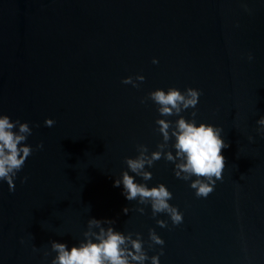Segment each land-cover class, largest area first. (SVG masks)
<instances>
[{"label": "water", "instance_id": "95a60500", "mask_svg": "<svg viewBox=\"0 0 264 264\" xmlns=\"http://www.w3.org/2000/svg\"><path fill=\"white\" fill-rule=\"evenodd\" d=\"M138 74L139 88L121 83ZM168 87L201 90L196 119L229 144L207 198L171 163L149 169V186L164 183L183 212L178 226L113 186L137 145L161 142L156 106L141 99ZM0 114L29 123L33 149L43 143L14 191L0 182V264H50V242L77 244L93 217L142 234L149 256L155 229L160 264H264V0H0Z\"/></svg>", "mask_w": 264, "mask_h": 264}, {"label": "clouds", "instance_id": "9594fccd", "mask_svg": "<svg viewBox=\"0 0 264 264\" xmlns=\"http://www.w3.org/2000/svg\"><path fill=\"white\" fill-rule=\"evenodd\" d=\"M245 11L249 9L245 7ZM247 59L252 61L254 57L249 54ZM152 63L158 64L159 61L153 58ZM144 80L145 77L138 74L124 78L121 83L139 88ZM202 94L201 90L191 87L183 91L168 87L157 88L141 99V103L150 100L156 106L161 118L155 120V131L161 136V142L153 151L146 145H137L138 155L125 158L127 168L115 178L113 184L114 187H122L121 194L127 201L150 207L153 218L160 214L166 215L173 226L183 223L184 214L170 203L173 193L164 183L149 186L148 182L153 177L149 169L163 159L173 165L175 177L188 183L197 198H207L214 191L216 183L223 179L226 167L222 150L227 149L229 144L225 142L223 128L196 119V108ZM189 109H192L190 117H185L183 113ZM54 124L51 118L44 121L46 127ZM256 124L258 130H264V116ZM31 135L32 127L28 122L13 121L10 116L0 114V182L6 183L10 192L15 190L17 174L23 169L26 160L35 150L43 149V143L38 144L36 149L27 143ZM252 140L249 137V141ZM27 179L25 176L21 182ZM136 211L144 214L145 208ZM129 212L128 207L123 208L125 215ZM115 223L112 219L90 218L83 239L71 247L67 243L52 240L50 249L55 256L50 264H160L165 241L155 229H149L147 241L161 246V249L158 254L149 256L142 234L119 231L114 227ZM156 224L165 228L168 221L157 219Z\"/></svg>", "mask_w": 264, "mask_h": 264}]
</instances>
